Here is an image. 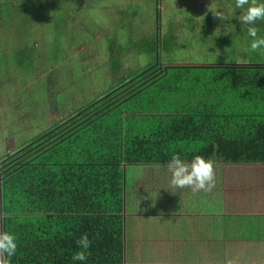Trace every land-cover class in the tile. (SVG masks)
<instances>
[{"label": "crops", "instance_id": "obj_1", "mask_svg": "<svg viewBox=\"0 0 264 264\" xmlns=\"http://www.w3.org/2000/svg\"><path fill=\"white\" fill-rule=\"evenodd\" d=\"M212 1L227 17L226 20L221 21L214 18L208 10L211 3H206V0H189L188 3L191 6L187 8L194 7V14L191 17L184 16L188 9L182 10L181 7L173 6L176 2L183 4L184 0H147V2H152L148 12L155 11V20L152 25L148 24L144 29L152 30V37L149 39L152 43L150 58L153 59L152 66L159 67L158 72H161L163 66L187 65H171L170 62H166L167 60L164 62L165 59L162 58V55L173 52L174 48L184 46L185 42H190L195 47H199V42L208 46L211 45L210 38L215 35L223 40L229 30L244 29L240 21H233V17L232 27L228 22L229 14H233L231 0ZM94 2L96 3L97 0ZM138 2L139 0H100V3L96 5L92 3V7H89L88 0H34L27 7L14 6L15 17L8 21L20 26L23 33H30L32 36L25 37L29 42H24V39L19 43L15 40H7L14 37L7 32L8 23L0 21V45H2L0 48L8 44L29 45L30 43L34 46V39L42 37V41H46L43 43L46 45L43 48H46L47 57L46 59L44 56L41 58L46 61V65L52 63L51 70L38 72L32 69V66L27 70L24 69L23 62L17 59L10 63L11 58L19 56V49L17 52H0V93L9 95L16 104V113L11 109L8 110V112L11 111L8 113L9 119H17L19 122L16 120L15 122L22 127L23 131L33 127L32 120H37L39 126L43 118L41 107L53 98L50 90L54 88L44 87L41 92L40 84L33 83L37 81V75L45 73L43 79L45 80L48 79L46 75L48 73L54 77L48 81L66 87V89H60L55 86V94L60 95L67 91L68 87L77 86L83 80L92 79L89 72L84 73L89 66L84 68L83 64H80V67L76 68L72 63L75 60L74 62L78 61L79 64L88 53L92 55L89 56L90 60L99 61L100 69L105 66L106 70L103 68L100 71L108 74L113 80L110 87L95 101L120 89L132 78L138 77L151 68V64H146L147 68H143L137 61L132 64V61H128L127 58L132 51L137 49L135 33L131 27L133 21L140 17L136 9ZM31 6L35 10L33 19H31ZM93 6L103 8L96 9L93 13L90 11ZM6 9L10 8L6 5L0 9V17H3ZM234 10H240V14L243 12V9L234 8ZM104 13L103 20L101 15ZM170 13L176 14V22L169 21ZM211 17L214 22L210 19ZM148 19L152 20V18ZM41 24H43L41 34L38 31L32 34L29 29ZM238 25L240 28L237 27ZM208 28L210 32L203 33V30ZM245 29H248V25ZM56 30L62 37L57 39L54 37L51 40L49 35ZM215 31H221V35ZM110 32L114 33L115 39L104 40ZM235 35L239 36V34ZM236 39L242 41L244 37ZM238 41L236 45L241 46L242 44ZM205 42L207 43L204 44ZM57 45L63 47L56 49ZM31 46L28 48L31 49ZM7 47L14 49L12 46ZM20 49L25 48L20 47ZM31 51L33 57L38 59L39 56H36L33 49ZM26 55L28 57L31 54ZM10 65L17 68L14 69ZM191 65L213 66L210 64ZM58 67L61 73H58ZM79 68L80 76L77 75ZM126 69L131 72L124 71ZM4 76L9 78L8 86L2 85ZM167 78L161 81L159 92L151 93L152 95L143 101L145 104L148 103L149 110L155 108L169 113L165 115L167 119L159 114V111L154 114L141 111L143 103L138 105V102L142 100L138 99L131 101L128 107H124L120 113L125 115L115 116L111 119V123L120 125L121 131L127 130L128 135L137 124L139 126H144V124L159 126L164 136L165 134L167 137L171 136L165 140L167 142V140L178 138L166 132L170 129L169 124L174 127L180 124L186 125L184 118L177 119V114L184 111L190 102L198 104L200 108L213 106L216 102V94L199 93L191 96L193 93L161 91L160 88L165 86ZM41 93L42 99L39 97ZM68 106L69 104H65L58 112L53 110L52 113H63ZM18 116L22 120L18 119ZM44 116L48 117V113ZM131 116L137 118L141 116V118H138L137 122ZM194 127H196L194 124L186 125V133L190 135L191 132L187 129ZM9 129H3L5 132L2 135L11 136ZM189 150V158L193 159L194 150ZM178 156L185 163L192 161H185V150L179 152ZM168 164L169 162L162 163L145 159L142 162L122 166V176L119 182L121 184L114 186L118 188L119 193L117 192L116 197L109 198V204H113L112 207L119 200L118 208L113 207V211L108 214L109 217L105 221L110 223L105 231L101 230V222L99 223L94 214H74L81 216L69 223L68 214L64 212H45L37 208L36 212L29 214L1 215L0 232L14 234L19 250L30 253L32 264H88V262L90 264H227L229 260L234 261L235 264H264V190L250 193V189L245 192L242 189L237 191L234 197L232 190H225V186L228 187L226 181L232 184L234 182L237 184L238 181L239 184L243 174L242 170L248 169V166L214 164L215 188L210 192L193 193L190 189H169ZM104 180H107V185H112L110 179ZM262 180V186H264V178ZM4 216L8 218L5 230ZM83 234H87L91 241L89 254L85 261H73V253L80 250L76 241ZM90 255L92 259H88ZM17 263L19 262L9 259L6 254L0 257V264Z\"/></svg>", "mask_w": 264, "mask_h": 264}, {"label": "trees", "instance_id": "obj_2", "mask_svg": "<svg viewBox=\"0 0 264 264\" xmlns=\"http://www.w3.org/2000/svg\"><path fill=\"white\" fill-rule=\"evenodd\" d=\"M158 71V66H152L4 157L0 164V217L34 213L39 208L64 212L72 223L81 216L74 214H94L105 231L110 223L105 221L108 214L113 207L118 208L119 200L112 207L109 198L119 193L114 186L121 180L124 164L145 159L167 163L183 150L188 161L192 160L189 149H193L195 156L217 165L264 166V65H185L162 74ZM165 78L161 91L217 95L213 106L200 108L190 102L178 112L177 119L196 125L187 129L190 135L186 125L169 124L166 132L178 138L166 142L171 136H164L159 126L137 124L128 135L120 125L111 123L115 116L124 114L120 113L124 107L138 99H142L138 102L143 103L141 111H159L167 119L169 113L149 110L148 103L143 102L151 93L159 92ZM131 117L137 122L141 118ZM104 179H110L112 185ZM7 223L4 216V230ZM10 258L17 264L33 262L30 253L19 248Z\"/></svg>", "mask_w": 264, "mask_h": 264}, {"label": "rangeland", "instance_id": "obj_3", "mask_svg": "<svg viewBox=\"0 0 264 264\" xmlns=\"http://www.w3.org/2000/svg\"><path fill=\"white\" fill-rule=\"evenodd\" d=\"M58 1V0H56ZM203 1V0H202ZM189 0H184L183 4L182 2H176L173 4L175 7H181L182 10L188 9L187 6H191L189 3ZM192 2V1H191ZM212 0H206V3H212ZM258 2H264V0H258ZM4 3H8L9 5H22V6H28L31 4V0H0V9L1 6ZM96 5L100 3V0H97L95 3L94 0H88L89 7H92L93 4ZM104 4H107L108 2H103ZM194 3V1H193ZM232 4V9H233V14H229L228 16V22L230 23L231 27L234 24L232 22V17L234 22H239V16L240 10H234L235 7V0H231ZM112 5V3H111ZM152 6V2H147V0H139L138 2V7L136 8L138 13H140V17L136 20L133 21L132 23V31L135 33V40L137 41V46H136V51H132L128 56V61H132V64H134L135 61H137L138 64H141V67L147 68L146 64H151V66L154 64L153 59L150 58V55L152 56L150 52V48L152 46L151 40H149L152 37V30H145L144 27L149 24L152 25L154 23V16H155V11H149L150 7ZM184 6V7H183ZM159 7V6H158ZM103 8L102 6L100 7H94L90 10L93 13L96 11V9H101ZM247 8V5L245 6V9ZM243 9V11L245 10ZM160 10V7H159ZM39 11V10H38ZM161 13V12H160ZM194 14V7L188 9L186 14H184L185 17L190 16ZM169 15V14H168ZM101 18L104 20L105 18V13L101 15ZM148 18H152V20H149ZM196 17H194L195 19ZM212 19V17L210 18ZM177 17L175 13H170L169 15V21H175L176 22ZM213 20V19H212ZM191 21V20H189ZM108 22V21H107ZM195 22V21H194ZM214 22V20L212 21ZM109 24V22H108ZM237 25V24H235ZM247 24H243L244 26L243 30L240 29H231L229 30V33L227 36H225L223 40L218 35L213 36L210 38L211 45H202V43H198L199 47H195L192 45L190 42H185L184 46H180L178 48H174L175 50L169 54H164L162 55V58H164V62H170L171 65H181V64H199V65H239V64H249V65H264V47L256 50V51H251L250 50V44L252 41V37L248 36L247 34V29L245 27ZM257 28V38H264V20H257L255 25ZM240 28V26H237ZM250 27V25H248ZM14 28L16 31H14L13 35L11 37H14L13 40L24 39V42L27 40L26 34L22 32V29L20 26L14 25ZM58 30V29H57ZM56 30V31H57ZM53 31V34L50 33L49 38L52 40L54 37L55 39L62 37L60 34H58V31ZM112 31V30H110ZM212 31V29H211ZM226 31H228L226 29ZM210 29H206L205 31L203 30V33H209ZM217 34L221 35V31H215ZM241 33V35H240ZM234 34V36H233ZM235 34H239V36L236 37ZM244 37L242 41H238L236 38ZM88 37V36H87ZM155 37V36H154ZM89 38V37H88ZM109 38L115 39L114 33L110 32V34L104 38V40H109ZM133 38V37H132ZM220 39V40H217ZM18 41V43H19ZM32 41V39L30 40ZM61 41V39H60ZM237 41L241 43V46H237ZM29 42V41H26ZM205 42L204 44H206ZM25 45L27 48L30 45ZM191 44V45H190ZM7 46H12L14 49H10ZM6 47L0 48V52L2 51H8V52H17L18 48L21 47L19 44H8ZM46 45L41 43L40 46L37 45L31 46V49L33 51H36L37 48H43ZM33 47V48H32ZM63 46H56V49L62 48ZM8 49V50H6ZM169 49V47H168ZM27 53V52H26ZM161 53V52H160ZM92 56L90 53H88L85 56V59L82 62L78 61L74 62L72 61L73 65L78 68L80 67V64H83L85 69L84 73L89 72L90 76H92L91 80H86L82 81L79 83L77 86L73 87H68L67 91H64L60 95L55 94V86L59 87L60 89H66V87H63V85H59L58 83H54L51 81H48L51 78H54L52 75H48L46 73L47 78L45 79L44 74L45 73H39L36 77L37 81H33L35 84H40L39 88L42 92L44 87L51 86L54 88L52 90L53 95L46 104L45 106L41 107L42 110V115L43 118L40 120V125L38 126V121L37 120H32L31 124L33 127L30 130L23 131L21 130L22 127L19 126V122L17 119H9L8 113L11 112L8 110L15 111L16 113V107H15V102L13 101L14 99L11 98L9 95H5L4 93H0V164L3 163L4 157L7 154H12L16 153L17 150H19L23 145L32 143L34 140L43 134L44 132L48 131L51 129L53 126H56L58 124H62L69 119H71L75 113L87 106L89 103L95 101L96 98H98L102 93H104L109 85L113 83V80L110 79L108 74L106 75L101 69H105V66L100 69L99 66V61L96 62L95 59L90 60V57ZM161 58V56H160ZM18 60L16 56H14V59L11 58L12 63L14 60ZM37 57L35 58V63L33 64L34 69L38 72H42L48 69L51 70V67H48L46 63L43 61L44 59ZM19 61V60H18ZM12 68L16 69V66L10 65ZM96 67V69H94ZM92 68V71H91ZM60 67H58V73H61L59 71ZM99 69V70H98ZM91 71V72H90ZM124 71L131 72L129 69H126ZM77 75L80 76V68L79 71L77 72ZM88 77V76H86ZM58 77H56L57 79ZM43 80V81H42ZM58 80V79H57ZM42 81V82H41ZM76 81V79H75ZM9 84V78L8 77H3V83L2 85L8 86ZM1 89V88H0ZM59 90V89H58ZM165 94V93H164ZM41 99L43 97L42 93L39 96ZM93 100V101H92ZM65 104H69V106L66 108L65 112L63 113H52L53 110H56L57 112L59 111L60 107H62ZM47 110V111H44ZM48 113V117L44 116V114ZM39 114L41 112L39 111ZM54 115L55 117L53 118ZM51 117V120H50ZM21 117L18 116V119ZM56 121H54V120ZM16 120V122H15ZM22 120V119H20ZM52 125V127H51ZM9 129V134L11 136H3L5 131L3 129ZM12 128V129H11ZM7 134V135H9ZM11 140H8L10 139ZM243 174L240 177V181L238 184L234 182L232 184L229 181H226L225 183L228 184V187L225 186V190L228 191V189L233 191V197L236 194L237 191H240L243 189V192L245 190L250 189V193L254 192H260L264 190V186H262V178H264V166H248V169L242 170ZM240 176V175H238ZM232 184V185H231ZM222 189V188H221ZM220 191V190H219ZM224 189L222 190L221 193H223ZM220 194V193H218Z\"/></svg>", "mask_w": 264, "mask_h": 264}, {"label": "clouds", "instance_id": "obj_4", "mask_svg": "<svg viewBox=\"0 0 264 264\" xmlns=\"http://www.w3.org/2000/svg\"><path fill=\"white\" fill-rule=\"evenodd\" d=\"M247 8L245 9V6ZM237 9H245L239 16L242 24L250 25L247 29L248 36L252 37L250 50L256 51L264 47V38H257V28L255 26L257 20H264V2L258 0H235ZM214 16L221 21L227 19L222 11H220L213 2L208 9ZM170 173L169 189H190L193 193L205 191L210 192L215 188V169L211 160L197 155L190 163H185L178 155H173L171 161L167 165ZM79 251L72 255L73 261H85L87 259L88 250L91 241L87 234H83L76 241ZM17 242L14 234L10 232H0V257L5 254L11 257L17 252ZM227 264H235L229 260Z\"/></svg>", "mask_w": 264, "mask_h": 264}, {"label": "flooded vegetation", "instance_id": "obj_5", "mask_svg": "<svg viewBox=\"0 0 264 264\" xmlns=\"http://www.w3.org/2000/svg\"><path fill=\"white\" fill-rule=\"evenodd\" d=\"M32 1H34V0H31V2ZM6 5H7V8H10V9L9 10L6 9V11L3 13V17H0V21H4V22L8 23V26H7L6 29H7V32L12 36L14 31H16L14 29V25L15 24L13 22H11V21H8V20L15 17V14H14V11H13L14 10V5H9L8 3L7 4L4 3L1 6V8H3ZM25 7H27V6H25ZM33 11L35 12V10H33L32 6H31V19H33V16L35 14V13H33ZM28 17H30V16H28ZM42 29H43V24H41L40 26H38L36 28L29 29V30L31 31L32 34L36 33L37 31L39 32V34H41ZM26 36L31 37L32 35L30 33H27ZM5 39H7V38H5ZM7 40H13V38H10V39L8 38ZM19 40L20 39H17L16 41H19ZM42 40H43L42 37H40L39 39H34L35 46H37V45L40 46L41 43H45L46 42V41L43 42ZM26 41H29V40L27 39ZM0 46H2V45H0ZM21 47L24 48L26 46L25 45H21ZM27 48H25V49L18 48L19 49V56H16V57L18 58V60L20 62H23L24 69L28 70V68L31 67V66H32V69L34 68L33 64L35 63V58L33 57L31 49H29V48L27 49ZM34 52H35L36 56H39L40 58L44 56V58L46 59V57H47L46 48H42V49L41 48H37L36 51H34ZM26 54H31V55H29L27 57ZM44 62L46 63V61H44ZM51 63L52 62H50L47 66L51 67ZM168 69H170V68H168ZM159 74H161V72H159ZM50 92L53 94L52 89L50 90Z\"/></svg>", "mask_w": 264, "mask_h": 264}, {"label": "water", "instance_id": "obj_6", "mask_svg": "<svg viewBox=\"0 0 264 264\" xmlns=\"http://www.w3.org/2000/svg\"><path fill=\"white\" fill-rule=\"evenodd\" d=\"M170 66H163V67H161V72H167V70H168V68H169ZM170 68H172V67H170Z\"/></svg>", "mask_w": 264, "mask_h": 264}]
</instances>
